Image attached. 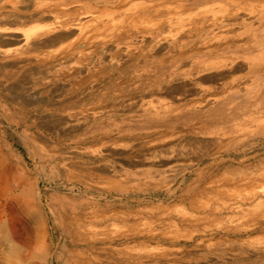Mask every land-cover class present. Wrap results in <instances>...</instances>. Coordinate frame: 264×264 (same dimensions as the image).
Returning <instances> with one entry per match:
<instances>
[{
	"label": "rangeland",
	"instance_id": "1",
	"mask_svg": "<svg viewBox=\"0 0 264 264\" xmlns=\"http://www.w3.org/2000/svg\"><path fill=\"white\" fill-rule=\"evenodd\" d=\"M26 1L32 6L35 3V11L45 15L43 19L47 17L48 22L51 18L44 11L57 6L79 10L86 3L101 9L117 5V0ZM183 1L189 7L206 8L205 18L218 23L211 27L212 33L192 29L187 49L194 46L204 50L208 44L234 39L248 40L251 49H225L211 55L194 53L177 59L181 48L171 46L172 37H182L192 25L173 36L168 25L155 33L148 28L136 30L132 20H125L104 40L93 39L95 33L89 32V38L68 39L42 49V53L13 58L11 52L0 49L5 51L0 52V148L8 150L13 162L31 177L37 194L34 207L48 229L49 260L35 257L29 263L67 264L64 248H72L80 254L93 249L109 252L95 262L78 254L73 258L78 264H264V223L260 224L264 217L253 210V203L258 196L264 199V193L258 192L254 201L238 195L226 196L223 201L218 198V189L235 186L225 185L226 181L220 179L225 168L251 172L264 161V69L260 67L264 64V6L239 0V11L227 21L225 17L230 14L224 9L231 8L228 0ZM218 5L223 8L218 10ZM240 16L247 18L234 22ZM228 28L242 34L223 35ZM110 57L116 58L99 62ZM78 59L82 62L74 63ZM14 63L24 65L20 81L7 71ZM206 63L219 68L205 70ZM234 66L245 70L230 76ZM180 68L192 70L181 74ZM199 70L200 76L223 73L226 80L233 77L236 81L230 85L232 89L217 85L218 94L205 88L208 83L196 87L190 83L194 91L205 95L195 96L199 104L192 107L161 95L166 85L193 81ZM43 137L55 143L44 145L40 143ZM159 155H171L175 160L159 166ZM4 162L1 154L0 165ZM171 167L174 172L169 170ZM199 172L204 177L199 185L191 187ZM111 180L118 185L111 186ZM199 195L201 202L209 200L207 207L199 206ZM191 198L194 202L197 198V210ZM180 207L186 213L177 209ZM210 211H215L211 219L206 216ZM66 215L75 219L72 231L77 234L89 226L145 220L149 226L137 238L148 240L150 247L157 246L156 251L123 260L111 249V241L70 242L65 237V244H61L64 227L59 226V221L64 225ZM36 252L34 249L32 254L37 256ZM0 264H4L2 253Z\"/></svg>",
	"mask_w": 264,
	"mask_h": 264
},
{
	"label": "bare ground",
	"instance_id": "2",
	"mask_svg": "<svg viewBox=\"0 0 264 264\" xmlns=\"http://www.w3.org/2000/svg\"><path fill=\"white\" fill-rule=\"evenodd\" d=\"M33 1L35 2V1H43V0H33ZM238 1L239 0H228V2L230 3L228 5L231 6V8L229 7L230 9L229 8L224 9V13L230 14V17L227 16L229 18H226L224 16L225 20H227V21L231 20L232 14L239 11L236 9L237 8L236 6H238L237 3L240 4L241 2H238ZM245 1H247V0H243V2H245ZM251 1H255L256 2L255 5H257V6H260V7L264 6V0H251ZM149 3H150V5H149ZM210 3H212V2H210ZM222 8H223V6H220V5H218V7H217L218 10H220ZM35 10H36L35 9V3H34V6H32V5H29L26 0H0V49H4V50H6V52H9V53L11 52L12 58H13V55L29 54L32 52L42 53V49L48 48L50 46H54V45L59 44V43H62L68 39L69 40L74 39L76 41V39L89 38V32L95 33V37L94 38L92 37L93 39L104 40L107 37H111L108 35L110 32H114L116 30H119L118 26L123 24L125 22V20H132L133 26L136 30H141V28L142 29L148 28L155 33L161 32L162 29L164 28V26L168 25V26H170V28L172 27L171 33H174L173 36H176L177 34L181 33V31L183 32L185 30V28L192 25V27L187 29L188 30L187 34H183L182 37H178L179 35L176 38L172 37L173 41L171 43V46H178L181 48L180 51L178 50L179 53L177 54V57H178L177 59L186 58L188 56H191L194 53L211 55V54L218 52V51H224L225 49H232V48L236 49V48H241V47H246L247 49H251L250 42L248 40L236 41L235 39L234 40H228L226 42L224 41V42H218L215 44H208V46L204 50L199 49V48L194 47V46L192 48L187 49L186 47L189 46L188 38L190 37V34L192 33V29H193V32H194V30H195V32H196V30H198L200 32L203 31L204 34L212 33L213 29L211 27H215V25L216 24L218 25V23L216 21H209L207 18H205L206 8H199V9L197 8L196 9L194 7H189L183 0H117V5H115L114 7H109V8L106 7V8H102V9L94 7V6L87 4V3L84 6L82 5V7L79 10H70L68 8L66 9L64 7H61V6H57L56 8H52V9H48V10L44 11V13H47L48 18L49 19L51 18L50 22H48L49 20L48 21L46 20L47 17L45 18V20L43 19L45 15H43V17H42ZM249 10H252V9H249ZM245 11H246V9H245ZM263 11H264V9H263ZM252 13L255 14L254 11ZM249 17H252V16L250 15ZM246 18H247V16H246ZM246 18L240 16V17H235L233 20H234V22H236V21H242L243 22V21H245ZM208 22H210V24H208ZM41 23L43 24V26L40 25ZM233 24H235V23H233ZM225 26H227V25H225ZM247 26L250 27V25H247ZM258 27L262 28L263 26L259 25ZM237 28L239 29L241 27L239 26ZM223 33H224L223 35H225V36L229 33H234V34H238V35L242 34L239 30L234 29V28H228V29L224 30ZM245 34L247 35V33H245ZM192 35H194V34H192ZM253 37H255V36H253ZM238 38H240V37H238ZM209 39H214V38H209ZM245 39H246V37H245ZM161 40H162V38H161ZM216 41H217V39H216ZM86 42H88V41H86ZM260 46H261V44H260ZM171 50H173V49H171ZM258 50H261V48ZM0 52L4 53L5 51H0ZM49 52L51 53L50 50H49ZM45 54H48V53H45ZM263 56H264V48H262V52H261V57H263ZM115 58H113V57L104 58V59H102L100 61L98 60V61L102 64L106 61H112ZM81 62H82V60H79V59L74 61V63H81ZM16 63L10 65L9 68L7 69V71L14 73L13 78L16 81H20V76H22L21 73H22V68L24 67V65H20V64H16ZM183 64H185V63H183ZM204 66H205V70H207L208 68H211L212 70L219 68L214 63H210L208 65L206 63V64H204ZM214 67H217V68H214ZM260 67H262L264 69V64H261ZM3 69L6 70V67H4ZM186 70H188V74H189V73H191L190 71L192 70V68H185V69L180 68L179 69L181 74H184L186 72ZM244 70H245V68L242 69L239 66H234L230 72V76H231V74H233L234 76L237 74H240V73L244 72ZM200 73H201V71L199 70L196 73L198 76H196L193 79V81H191L189 83L178 82V83L173 84L171 86L166 85L167 87L164 89L163 94H161V95H164L166 97L171 98L172 101H184L185 106H187L189 104V106L192 107V106L199 104L198 102H195V101H197V99L195 100V96L198 95L199 97L203 98V96H205V95L194 91L193 90L194 88L192 89V87H190V83H191V85H193V87H196L197 85H200L201 83H203V84L208 83V84H205L206 85L205 88L209 87L210 89L208 88V90L210 92L212 91L213 93L218 94V91H217L218 89L216 87L217 85H222L223 88L228 86L229 88L231 87L230 89H232V86H230V85L233 84L234 81H236L235 78H233V77H230L229 80H226V77L223 76V73H220L219 75L208 76V77L200 76ZM6 74L4 72L3 75H6ZM3 75L1 76V78L2 77L4 78ZM40 76H42V75L40 74ZM25 78H27V77H25ZM223 83L225 86L223 85ZM207 85H209V86H207ZM202 87H204V85ZM162 88H164V87H162ZM196 89H198V88H196ZM200 89H202V88L200 87ZM233 89H235V88H233ZM11 95H13V94H11ZM204 100L206 101V99H204ZM172 101H170V103ZM180 106H182V105H180ZM177 108H179V107H176V109ZM213 120L214 119H211L210 121L213 122ZM258 125H261V123H259ZM45 129H47V128H45ZM35 139H37V138H35ZM37 140H39V139H37ZM54 141L51 139H45V137H43V141H40V143L43 142L44 145L47 143H50V145H53V143H55ZM56 144H58V143L56 142ZM191 144H192V142H191ZM193 145H194V142H193L192 146ZM49 146H48V148H49ZM193 147H195V146H193ZM49 149H53V148H49ZM203 150H205V149H203ZM0 153L5 158V162L0 165V250L2 251L0 253H2V256H3V262H4V264H32V263H29L28 261L35 258V257L38 259L44 258L46 260H49L48 259L49 257L47 256L48 255V249H47L48 229L45 226V224L42 222L41 215H39L40 213L34 207L35 203H34L33 199L35 198L36 193H35L34 185L30 180L31 177L29 176L27 171L22 166L13 162L14 158L8 150H6L4 148H0ZM158 157H159V160L157 162V165H159V166L160 165H167L172 160H175L174 157H172L171 155H167L166 158H164L162 155H159ZM175 158H176V156H175ZM198 158H200V157H198ZM204 161L202 160L200 162H204ZM189 162H191V161H189ZM200 162H198V163H200ZM249 165H252V164H249ZM258 165H259V167L257 166L258 168L252 169L251 172H249L245 169L239 168V167L238 168H232V169L230 167L225 168V171L222 173V176L220 175V179H224V180H222L224 182L226 181L225 185H228V184L231 185L232 184L235 186L233 188H228L227 186H223L221 189H218V191L221 192V195H219V197L218 196H215V197H218L221 199V201H223V199L226 196L231 197V195H238V196H241L242 198L248 197V199H251V201H254V199H256L255 197H256L258 192L264 193V161H262V163H259ZM184 166H185V164L181 165V167H184ZM169 170L174 172L175 168L171 167ZM220 172H221V170H220ZM89 173H93V172L91 171ZM98 174H96V175H98ZM203 177H204V175L200 174V172H199L197 174V179H195V183L193 185H191V187H194V185H199L201 182V179ZM213 178H212V180H213ZM214 180H215V178H214ZM218 180H216V181H218ZM210 181H211V179H210ZM12 182L15 183L14 186L11 185ZM212 182L214 183L215 181H212ZM245 182H250L249 186L243 187ZM219 183H220V181L217 184H219ZM110 185L114 186V185H118V184L116 182L112 181ZM187 188H188V186H187ZM120 189H122V188H120ZM219 192H217V193H219ZM203 193L206 194V192H203ZM207 196L208 195H206L205 197H207ZM201 197L202 196L198 197V198H200V200H198V201H200V202H198L199 206L200 207H207L209 205V203H208L209 200H207V198H206L207 201L205 200V201L201 202V200H202ZM192 198L194 199V196ZM258 198H259V200L256 201L255 203H253V210L255 211L254 213H256V214L260 213L259 215L263 218L264 217V199H261L263 197H259V196H258ZM193 199L190 200L193 203L192 205L194 206V203H195V206L198 205V204H196L197 198H196L195 202L193 201ZM203 199H205V198H203ZM214 199H217V198H214ZM190 201H186V202L191 203ZM248 201H250V200H248ZM221 204H225V203L223 202ZM195 206H194V209L197 210L195 208ZM200 207H198V208L201 209ZM160 209H162L161 211H164L167 208L166 209L160 208ZM177 209L180 212L183 211V210H181L182 209L181 207L177 208ZM203 209H205V208H203ZM255 209L257 211H260V212H256ZM120 212H118V213H120ZM249 212H251V211H249ZM183 213H186V211L185 212L183 211ZM188 214H189V212H188ZM191 215H192V213H191ZM109 216H111V215H109ZM183 216H184V214H183ZM188 216L189 215H187V217ZM193 216H195V215H192V217ZM206 216L208 218L210 217V219H211L213 216H215V211L208 212L206 214ZM260 216H259V218H260ZM198 217L199 216H197V218ZM201 217H202V215H201ZM65 218L67 221L64 225H63L62 221H59V226L61 225L64 227V229H63L64 237L62 234L61 235L62 238L60 241L61 244H65V243H63L65 237L69 238L70 242H73V241L75 242L76 240L88 242V241L93 240V239H102V240H106V241H111V243H112L110 245L111 249L112 248L115 249L116 254L119 257H121L123 260L132 259V258H135V257H137L139 255H143V254H150L154 249L156 251L157 246L150 247L148 245V243H149L148 240H146L144 238L140 239V237L137 238V236L142 233L143 228L149 226V222H147L145 220H138V221L132 222L131 224L126 223V222H117V223H109V224L101 225L102 227L101 226H98V227L97 226H89L88 228H86V230L82 234H77V232H73L74 230L72 231V225L74 224L75 219L68 217L67 215L65 216ZM99 218H101V217H99ZM188 218H191V217H188ZM248 218H249V216H248ZM96 219H98V218H96ZM96 219H94V221ZM147 219H151V218H147ZM105 220H107V218H105ZM112 220H114V219H112ZM183 222H186V221H183ZM257 223H260V222H257ZM263 223L264 222H261L260 224H263ZM171 230L174 231L175 228H173V229L171 228ZM133 238H136V239H133ZM262 240H264V238H262ZM34 249L38 250V252H36L37 256H35L34 253L32 254ZM108 253H109L108 251L102 252V251H98V250L96 251L93 249L91 251L83 250V251H81V254H80V252L78 250H75L72 248H68V249L64 248V255H66L67 259H69L67 264H78L79 262L77 260L73 259L75 256H78V254H80V256L81 255L82 256H84V255L88 256V258H90L91 261L95 262V260L100 259L101 256H106ZM51 257H52L51 259L54 261V259H55L54 255Z\"/></svg>",
	"mask_w": 264,
	"mask_h": 264
}]
</instances>
